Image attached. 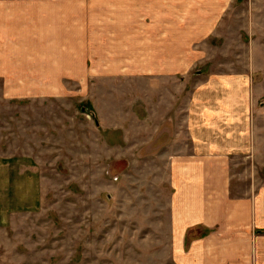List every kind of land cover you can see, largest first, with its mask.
I'll use <instances>...</instances> for the list:
<instances>
[{"label":"crops","instance_id":"1","mask_svg":"<svg viewBox=\"0 0 264 264\" xmlns=\"http://www.w3.org/2000/svg\"><path fill=\"white\" fill-rule=\"evenodd\" d=\"M236 1L0 0L4 97L149 83L151 122L136 113L126 123L116 107L104 116L96 106V125L118 161L127 143L135 159L165 163L157 171L169 173L172 188L175 264H254L261 250L264 230L254 224L264 229V218H255L254 198L232 195V166L250 156L256 134L252 76L206 71L208 48Z\"/></svg>","mask_w":264,"mask_h":264},{"label":"rangeland","instance_id":"2","mask_svg":"<svg viewBox=\"0 0 264 264\" xmlns=\"http://www.w3.org/2000/svg\"><path fill=\"white\" fill-rule=\"evenodd\" d=\"M208 59L206 71L252 76L256 134L232 166V195L252 196L264 218V0L227 8ZM88 84L60 98H9L0 83V264H175L165 163L135 159L127 143L118 161L96 125V106L151 122L149 83ZM260 237L254 264H264Z\"/></svg>","mask_w":264,"mask_h":264}]
</instances>
